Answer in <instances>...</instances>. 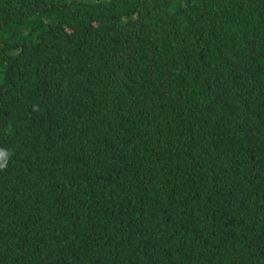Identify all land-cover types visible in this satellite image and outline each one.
I'll use <instances>...</instances> for the list:
<instances>
[{
  "label": "trees",
  "instance_id": "trees-1",
  "mask_svg": "<svg viewBox=\"0 0 264 264\" xmlns=\"http://www.w3.org/2000/svg\"><path fill=\"white\" fill-rule=\"evenodd\" d=\"M0 264H264V0H0Z\"/></svg>",
  "mask_w": 264,
  "mask_h": 264
},
{
  "label": "rangeland",
  "instance_id": "rangeland-1",
  "mask_svg": "<svg viewBox=\"0 0 264 264\" xmlns=\"http://www.w3.org/2000/svg\"><path fill=\"white\" fill-rule=\"evenodd\" d=\"M120 39H118L115 43H114V47L117 48V47H120Z\"/></svg>",
  "mask_w": 264,
  "mask_h": 264
}]
</instances>
